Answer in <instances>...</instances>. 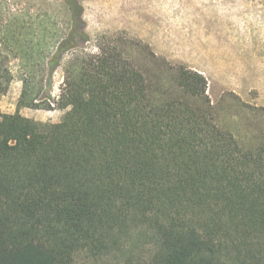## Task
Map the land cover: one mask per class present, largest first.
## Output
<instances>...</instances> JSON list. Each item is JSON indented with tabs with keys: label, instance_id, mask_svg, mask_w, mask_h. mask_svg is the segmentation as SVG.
Instances as JSON below:
<instances>
[{
	"label": "trees",
	"instance_id": "16d2710c",
	"mask_svg": "<svg viewBox=\"0 0 264 264\" xmlns=\"http://www.w3.org/2000/svg\"><path fill=\"white\" fill-rule=\"evenodd\" d=\"M65 3L56 66L69 39L88 41ZM174 71L154 98L127 53L100 45L67 64L58 123L0 115V264H264V141L243 149L203 76Z\"/></svg>",
	"mask_w": 264,
	"mask_h": 264
},
{
	"label": "rangeland",
	"instance_id": "374dc122",
	"mask_svg": "<svg viewBox=\"0 0 264 264\" xmlns=\"http://www.w3.org/2000/svg\"><path fill=\"white\" fill-rule=\"evenodd\" d=\"M78 3L76 27L88 41L69 39L56 66L57 46L72 30L65 0H0V65L7 72L0 77V115L18 111L34 122L58 123L67 111L56 105L67 64L113 45L129 55L154 98L160 82L185 67L205 79L219 128L246 150L264 141V0ZM24 89L32 106L17 108ZM74 264L94 262L79 255Z\"/></svg>",
	"mask_w": 264,
	"mask_h": 264
}]
</instances>
